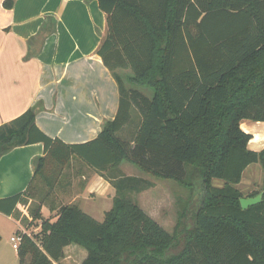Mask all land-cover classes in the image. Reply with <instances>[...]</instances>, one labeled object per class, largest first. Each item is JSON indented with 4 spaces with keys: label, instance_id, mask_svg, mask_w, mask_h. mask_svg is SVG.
I'll return each instance as SVG.
<instances>
[{
    "label": "trees",
    "instance_id": "1",
    "mask_svg": "<svg viewBox=\"0 0 264 264\" xmlns=\"http://www.w3.org/2000/svg\"><path fill=\"white\" fill-rule=\"evenodd\" d=\"M98 3L107 33L97 53L119 87L116 117L84 143L47 135L34 107L0 126V154L44 144L26 190L0 199V211L8 215L32 200L22 221L41 222L37 233L24 235L18 264H59L73 244L87 250L81 264H264V148L249 149L252 136L241 128L244 119L264 121V0ZM3 5L12 9L15 0ZM72 158L116 189L103 221L74 202L51 205L55 220L42 214L68 180ZM125 162L198 195L191 217L184 211L173 233L165 229L132 197L153 182L125 175ZM255 163L263 185L246 197L263 192L262 201L243 209L238 185ZM39 180L48 187L44 194Z\"/></svg>",
    "mask_w": 264,
    "mask_h": 264
},
{
    "label": "crops",
    "instance_id": "2",
    "mask_svg": "<svg viewBox=\"0 0 264 264\" xmlns=\"http://www.w3.org/2000/svg\"><path fill=\"white\" fill-rule=\"evenodd\" d=\"M3 2L0 0V126L34 107L38 127L50 137L66 143L96 138L104 123L116 117L120 100L118 84L97 53L107 33L106 13L98 0H15L12 9H6ZM241 128L252 136L248 148L261 151L264 121L244 119ZM43 155L42 142L0 154V199L26 190L35 160ZM123 164L120 168L125 172ZM83 166L89 176L85 172L76 175L86 184L80 198L96 192L95 199H106L112 208L115 187L100 172ZM77 178H68L55 194L69 193ZM78 204L94 217L84 204ZM45 205L50 214H57L50 210L53 202ZM43 207L42 214L48 218ZM13 215L0 211V218L16 222V232L25 229L21 217ZM74 245L65 251L70 248L74 256L82 255L81 264L84 252Z\"/></svg>",
    "mask_w": 264,
    "mask_h": 264
},
{
    "label": "rangeland",
    "instance_id": "3",
    "mask_svg": "<svg viewBox=\"0 0 264 264\" xmlns=\"http://www.w3.org/2000/svg\"><path fill=\"white\" fill-rule=\"evenodd\" d=\"M122 73L125 77L130 73V71H122ZM126 82L129 87H133L131 83L128 81ZM140 90L149 96L152 95V91L148 88L140 87ZM123 166L125 171L123 173L125 175L136 176L153 182V186H150L141 192H134L132 197L139 203L145 212H147L169 232H174L182 212L186 211L190 218L192 212L196 210L198 206V195H193L192 191L188 188L183 187L181 184L171 179H158L153 177L152 175L141 171L132 163L125 162ZM54 167L55 164H50L49 169ZM69 167L70 168L65 171V173L69 175V179L72 178V176L77 178L78 176L76 175L82 172H85L87 175L89 174L87 169H84L83 163H81L76 158L71 159ZM243 177V181L238 185V187L242 190L245 197L246 195L251 194L253 191H257L262 188L263 171L259 163L251 164L245 170ZM38 183L40 186H42L43 194L46 193L48 187L46 186L45 182L39 180ZM84 183L85 182H82V180H78L77 178L76 181L72 183L69 193H66L65 195L59 194V196H57L55 193H58L59 190H54V196H52L54 201L48 200L46 203L50 206L53 202L56 207H59L61 204H69L76 199V202L84 204V208L87 212L92 213L97 220L103 221L106 212L111 208L110 206L108 207V204L110 205V203H108L106 199L102 200V202H99L98 199H95V196L97 195L96 192L89 193L86 195V198H80L79 194L81 193V189L86 187V184ZM214 184L220 185L222 184V181L216 179ZM40 200L41 196H38L33 203L35 204ZM31 202L32 200L28 201L27 203L24 202L21 205L20 212L14 214L13 216L16 219L18 218V215L21 217V219L28 217ZM101 203L103 206L100 205ZM88 206L89 209L94 210V213L88 209ZM43 210L46 217H49L52 220L56 219V215H52L50 212H48V207L46 205L43 207ZM189 218L187 219L188 222H192ZM37 223L41 222H36L32 226H27V223L25 222L22 224L26 227L25 229L30 233L32 232L33 235L37 233L35 231H38ZM17 229L18 226L14 220H9L6 217L0 218V264L19 263L18 250L13 247V243L11 241V236L16 234ZM74 246L78 247L84 252V257L82 259L84 260L87 255V250L78 245ZM72 252L73 250L70 248L65 251V257L59 262V264H79L82 255L76 253L74 256Z\"/></svg>",
    "mask_w": 264,
    "mask_h": 264
},
{
    "label": "built area",
    "instance_id": "4",
    "mask_svg": "<svg viewBox=\"0 0 264 264\" xmlns=\"http://www.w3.org/2000/svg\"><path fill=\"white\" fill-rule=\"evenodd\" d=\"M38 228V231L40 230V226L37 227ZM38 231H35V232H38ZM24 235H29V236H32V232L30 233L28 230L26 229H20L18 232H16L15 235H13L11 237V241L13 243V247L18 250L21 243H22V240H23V237Z\"/></svg>",
    "mask_w": 264,
    "mask_h": 264
},
{
    "label": "water",
    "instance_id": "5",
    "mask_svg": "<svg viewBox=\"0 0 264 264\" xmlns=\"http://www.w3.org/2000/svg\"><path fill=\"white\" fill-rule=\"evenodd\" d=\"M263 192L259 193L254 197H243L240 199V203L243 209H247L248 207L258 204L262 201Z\"/></svg>",
    "mask_w": 264,
    "mask_h": 264
},
{
    "label": "bare ground",
    "instance_id": "6",
    "mask_svg": "<svg viewBox=\"0 0 264 264\" xmlns=\"http://www.w3.org/2000/svg\"><path fill=\"white\" fill-rule=\"evenodd\" d=\"M245 129H247V128L245 127Z\"/></svg>",
    "mask_w": 264,
    "mask_h": 264
}]
</instances>
